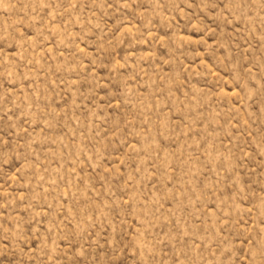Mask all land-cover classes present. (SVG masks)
I'll return each instance as SVG.
<instances>
[{
    "label": "rangeland",
    "instance_id": "374dc122",
    "mask_svg": "<svg viewBox=\"0 0 264 264\" xmlns=\"http://www.w3.org/2000/svg\"><path fill=\"white\" fill-rule=\"evenodd\" d=\"M0 264H264V0H0Z\"/></svg>",
    "mask_w": 264,
    "mask_h": 264
}]
</instances>
